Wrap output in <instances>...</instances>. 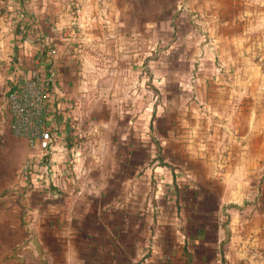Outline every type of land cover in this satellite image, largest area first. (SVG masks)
<instances>
[{
  "label": "crops",
  "instance_id": "obj_1",
  "mask_svg": "<svg viewBox=\"0 0 264 264\" xmlns=\"http://www.w3.org/2000/svg\"><path fill=\"white\" fill-rule=\"evenodd\" d=\"M20 66L50 79L33 148ZM0 264H264V0H11Z\"/></svg>",
  "mask_w": 264,
  "mask_h": 264
},
{
  "label": "built area",
  "instance_id": "obj_2",
  "mask_svg": "<svg viewBox=\"0 0 264 264\" xmlns=\"http://www.w3.org/2000/svg\"><path fill=\"white\" fill-rule=\"evenodd\" d=\"M49 83L50 79H45L38 68L24 71L21 66L15 67L6 93L5 108L11 133L15 138L23 139L30 148L47 135Z\"/></svg>",
  "mask_w": 264,
  "mask_h": 264
},
{
  "label": "rangeland",
  "instance_id": "obj_3",
  "mask_svg": "<svg viewBox=\"0 0 264 264\" xmlns=\"http://www.w3.org/2000/svg\"><path fill=\"white\" fill-rule=\"evenodd\" d=\"M16 1V0H15ZM10 2H11V0H0V16L2 15V14H4V12L6 11V7L7 6H10ZM10 8V7H9ZM17 8V7H16ZM18 8H20V7H18ZM9 12H7V14H8ZM14 71H15V69H14ZM25 73V72H24ZM8 90V89H7ZM7 93V92H6ZM5 99H6V95H5ZM8 129H9V131H10V133H11V130H10V126H9V123H8ZM7 129V130H8ZM12 134V133H11Z\"/></svg>",
  "mask_w": 264,
  "mask_h": 264
}]
</instances>
